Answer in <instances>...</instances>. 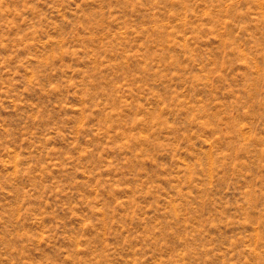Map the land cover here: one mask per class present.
Segmentation results:
<instances>
[{"label": "rangeland", "instance_id": "1", "mask_svg": "<svg viewBox=\"0 0 264 264\" xmlns=\"http://www.w3.org/2000/svg\"><path fill=\"white\" fill-rule=\"evenodd\" d=\"M0 264H264V0H0Z\"/></svg>", "mask_w": 264, "mask_h": 264}]
</instances>
